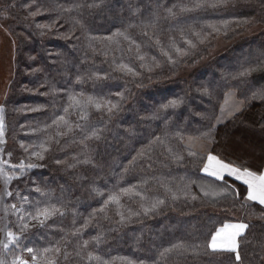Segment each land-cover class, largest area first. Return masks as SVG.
Here are the masks:
<instances>
[{"label": "trees", "instance_id": "obj_1", "mask_svg": "<svg viewBox=\"0 0 264 264\" xmlns=\"http://www.w3.org/2000/svg\"><path fill=\"white\" fill-rule=\"evenodd\" d=\"M0 24L15 43L0 159L37 165L6 167L16 174L3 199L6 227L19 234L20 216L29 224L7 264L30 259L27 247L57 246L45 254L55 264H264V206L245 203L242 182L206 175L207 156L185 144L198 138L224 161L263 171L264 100L252 96L264 89V0H0ZM220 41L227 47L212 54ZM230 91L245 108L217 123ZM61 116L66 123H54ZM251 133L257 153L234 148ZM133 187L141 195L121 193ZM111 195L119 205L105 206ZM52 206L63 214L43 225L28 215ZM236 220L248 225L239 261L208 248ZM173 245L183 247L165 252Z\"/></svg>", "mask_w": 264, "mask_h": 264}, {"label": "snow or ice", "instance_id": "obj_2", "mask_svg": "<svg viewBox=\"0 0 264 264\" xmlns=\"http://www.w3.org/2000/svg\"><path fill=\"white\" fill-rule=\"evenodd\" d=\"M223 2V0H221ZM197 7H200L201 5H196ZM212 7H215L216 4L211 5ZM182 11H188L190 9L187 8H182ZM171 12V10H169ZM38 12H32L31 15L35 16L37 15ZM227 23V22H225ZM38 27L41 28H48L50 25H37ZM119 35H122V33H118ZM146 34V33H145ZM197 35H199L197 33ZM111 39V38H109ZM125 39H128V37H125ZM159 43V41H157ZM186 43L192 47H195L194 44H192V41L188 40ZM138 47V46H137ZM173 48L176 53L178 54H184L182 52V49L179 47H176L173 45ZM162 54L167 56L169 60L172 59V57L169 55V52L164 51L162 49ZM140 59H144L143 56L140 57ZM122 69H126L128 72H132L131 68H128L125 65L120 66ZM250 71V70H249ZM247 72H243L240 75H246ZM253 99H261L264 100V89L258 90L253 93L252 96ZM71 100L73 101L74 104L79 105L80 101H78L75 97H71ZM89 102L93 103L91 98H89ZM177 101H171L169 104L164 105L163 107L168 108V107H175L177 106ZM102 105L99 103H95V107L99 109ZM116 105H110L108 107V111L111 112L113 108H115ZM68 109H65V112H67ZM221 111L223 112L224 109L222 108ZM3 112V109L0 108V113ZM59 122H65L64 117L61 116L59 117V121H54V123H59ZM66 123V122H65ZM2 136H3V117L0 115V142L2 141ZM23 147V145H21ZM42 151H47L48 149L44 147V145L40 146ZM143 153H141L142 155ZM194 155V153H192ZM9 155H11L9 153ZM34 156H36L38 159L43 160L44 156L42 152H34ZM7 168H19L21 172L25 168H33L37 167V165L28 163L25 164L24 162H21L19 164H10L9 161L0 159V177L4 178L5 185L10 183L13 179L16 178V174L9 173L6 171ZM205 173H207L210 176L216 177L217 179L223 180L225 174L228 176L233 177L235 180L241 181L242 184L247 186V200L248 201H253L257 202L259 205L264 206V171L257 172L253 171L249 168H241L233 165L230 162H226L217 155H214L212 153L207 154L206 162L203 165L202 169ZM37 192L41 191L39 188L36 189ZM121 193L123 195L131 196V195H136L139 196L141 193L134 191L133 188H124L121 189ZM6 196H12L13 193L10 191H6L4 193ZM19 195V193H17ZM27 197H23V200L27 202ZM164 201L158 200L156 201L155 204L152 205V209L157 207V205L162 204ZM109 203H115L117 205L120 204V197L118 195H111L108 197V200L105 201V206ZM11 209L17 210V205L12 204ZM104 209L102 208L101 211ZM151 209L145 208L144 211L147 213ZM57 213H60V209L56 208L55 206L52 207H44V208H37L35 211V214L29 213L28 215L30 216L31 220L37 221L41 225L45 223L46 220H48L50 217L56 215ZM61 215L63 213H60ZM25 217L20 216V233L13 232L12 230H8L6 232V242H0L3 244V247L7 249L9 247V244H16L19 246V240L21 238V234H23L28 228L29 224L24 222ZM87 224H85V227ZM248 228V225L245 223H236V224H224L221 228L217 229L215 231V234L211 236L210 243L208 244V248H210L213 252H229V253H235V258L237 261L241 259L240 254H239V247H240V241L239 238L242 237L245 233V230ZM88 241H84L83 247L88 246ZM183 245H173L172 248L165 249V252H171L173 249H180L182 248ZM28 254H30V259L25 258L23 256H16L12 260L11 264H39L41 260L45 261V264H55L54 260H49L46 259L45 254L49 252H55V253H61V248L59 246L54 247V248H44L42 252H38V250L27 247L24 249ZM68 253H64L65 259L68 258ZM79 255V253H77ZM161 255H164V253H161ZM89 259H95L97 261L100 260L99 256H92L91 254L89 255ZM0 264H6V262L3 259H0ZM104 264H107V262H104ZM128 264H132L131 261L128 262Z\"/></svg>", "mask_w": 264, "mask_h": 264}, {"label": "rangeland", "instance_id": "obj_3", "mask_svg": "<svg viewBox=\"0 0 264 264\" xmlns=\"http://www.w3.org/2000/svg\"><path fill=\"white\" fill-rule=\"evenodd\" d=\"M226 47H227V44H225L223 41H220L218 47L215 49V51L212 52V54L219 53L223 51ZM14 49H15V43L12 40L10 33L6 30V28L1 26L0 24V101L5 100L8 94L7 83L10 80H12L14 76V57H15ZM244 108H245V103L243 101L242 110L239 111L238 113L237 112L233 113L229 119H232L236 115L240 114L244 110ZM0 115H2V113H0ZM249 136L253 138V141L249 142L248 140L246 143H244L242 140L240 141L238 139H235V141L233 142L234 148L238 150H246V152L249 154H252V152L254 154L257 153L260 146L256 143V139H260V136L258 135V133L257 134L251 133V134H248L246 138H249ZM206 143L207 142H205L204 144ZM254 149H255V152H254ZM6 191H7V185H5L4 178L0 177V242L7 241L6 232L10 230L6 227L5 214H4L5 210L3 206V199L5 196L4 193ZM13 245L14 244H9V247L7 249L11 248ZM7 249H5L3 247V244L0 243V259H3V256L5 257Z\"/></svg>", "mask_w": 264, "mask_h": 264}, {"label": "crops", "instance_id": "obj_4", "mask_svg": "<svg viewBox=\"0 0 264 264\" xmlns=\"http://www.w3.org/2000/svg\"><path fill=\"white\" fill-rule=\"evenodd\" d=\"M242 107H243V100L238 98L237 93L235 91H230L226 95L224 101L222 102L221 109L223 108L224 111L222 112L220 110L217 123L225 122L227 119H229L231 117V115L233 113H236V112L238 113L239 111H241ZM191 138H193V139H191ZM203 142L205 143L206 141H202V140H200L198 138H195V137H192V136H188L186 138V140H185L186 146L192 148L193 150H195L197 152L205 154L207 156V154L209 152L212 153V150H211L212 146L208 142L206 144H204ZM207 144H209V145H207ZM212 154H214V153H212ZM263 171H264V169H263ZM205 174L208 175L207 173H205ZM208 176H210V175H208ZM225 176H228V175L225 174ZM210 177H213V176H210ZM229 177H231V176H229ZM213 178H216V177H213ZM239 182H241V181H239ZM246 197H247V194H246V196L244 198V201H245L246 204L257 203V202H253V201H248ZM236 223H245V222L242 221V220H236V221H231V222H228V223H225V224H236ZM222 226H220L219 228H221Z\"/></svg>", "mask_w": 264, "mask_h": 264}]
</instances>
